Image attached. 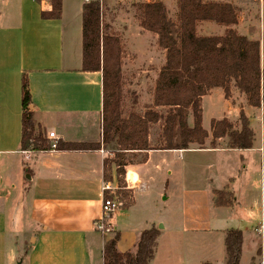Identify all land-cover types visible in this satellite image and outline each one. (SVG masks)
Returning a JSON list of instances; mask_svg holds the SVG:
<instances>
[{"label": "crops", "instance_id": "1", "mask_svg": "<svg viewBox=\"0 0 264 264\" xmlns=\"http://www.w3.org/2000/svg\"><path fill=\"white\" fill-rule=\"evenodd\" d=\"M89 1L62 0L60 18L44 19L42 13L51 11V1L0 0V264H15L21 257L19 255H22L21 264H104V245L110 236L98 232L95 223L103 213L104 185L109 184L115 191L119 177L114 164L108 169L105 164L107 160L112 161L109 154L114 159L117 146L115 143L102 144L103 74L101 71L83 70V7ZM159 1L165 4L170 17L176 19L177 1ZM205 1L233 5L237 9L238 24L231 28L250 40L260 41L255 34H251V27L245 31L248 33L240 32L244 25L239 15V1ZM118 19L127 25L114 30L120 35L113 33L122 36L124 41L121 44L123 90L126 87V91L133 89V92H137L126 95L123 92V114L124 117L131 113L144 115L153 106L154 89L165 57L157 70L156 65L153 70V58L146 64V47L143 48L141 42L152 39L158 46L157 36L141 28L139 20L130 14L126 19L124 15ZM116 22L111 21L110 24L115 27ZM227 29L213 22H201L197 26V34L222 36ZM125 38H129L130 43L126 44ZM163 53L165 55V51ZM261 58L264 64L262 44ZM24 79L28 81L32 100L29 108L34 112L36 131H42L48 144L54 142L49 137L50 133H54L58 144H100V149L23 151ZM147 85L153 86L148 103L142 94ZM201 106L202 126L209 137L202 148L192 145L188 150L215 155L216 166L225 172L218 183L211 181V186L202 191L206 202L203 222L198 224L199 230L184 232V235L196 234L198 240L188 238V243L184 242L181 246L178 245L179 239L167 236V228L158 229L160 235L151 264H226L225 234L228 230H237L229 229L230 224L239 222L236 210L239 206L252 210V205L258 203L248 174L244 176L248 185L246 192L239 195L231 186L234 175L240 173L239 155L247 162L245 171L254 159L261 161L259 200L264 213V100L261 108H253L248 105L246 97L233 87L229 99L222 89H214L202 98ZM154 110L161 114L166 111L163 108ZM207 112L210 115L209 129L205 127ZM241 112L248 117L255 132L253 148L231 149L227 137L218 140L213 148L212 122L226 119L239 129ZM190 124H193V118ZM155 127H159L162 133V123L152 126L150 130L151 148L153 142L160 147L161 133L156 140L152 137L151 132ZM183 151L187 150H151L127 154L130 159L125 167L127 188L123 190L132 194L129 197L131 200L124 203L129 205L127 209L135 205L138 194L149 192L150 185L156 181V173L161 168L157 164L152 169L153 156ZM114 191L108 193L114 195ZM216 192L231 193L234 205L217 207ZM112 217L107 222L113 232L120 234L117 249L121 253L135 251L140 234L155 227L153 222L145 220L138 224L145 226H133L129 235L123 237L114 227ZM241 232L243 244L239 264L245 246L250 250L251 264H259V258L262 264L264 234L261 246L257 248L252 231ZM258 234L259 231L256 232ZM126 245L129 248L124 249ZM183 246L186 256L182 253Z\"/></svg>", "mask_w": 264, "mask_h": 264}, {"label": "trees", "instance_id": "2", "mask_svg": "<svg viewBox=\"0 0 264 264\" xmlns=\"http://www.w3.org/2000/svg\"><path fill=\"white\" fill-rule=\"evenodd\" d=\"M177 15L173 19L165 4L159 0L138 3L136 18L141 28L157 36L159 48L165 51V64L158 75L153 106L144 115L131 113L124 117L122 59L120 38L108 33L102 23L103 0H90L83 7V70L101 71L103 74V139L107 146L115 143L117 151L112 161L117 167L118 185L124 189L120 178L125 177V167L130 159L127 154L151 150H188L192 145L202 148L209 134L202 126L201 101L214 89H222L231 97L234 87L246 97L253 108H261L264 100V64L261 42L250 40L231 27L238 24L237 9L228 3L205 0H176ZM50 12H43L44 19L61 16L62 0H53ZM213 22L228 28L222 36H199L197 26ZM28 81H23V151H48L51 144L41 130L36 131L34 112ZM154 108H163L161 114ZM190 116L193 124H190ZM162 123L160 147L149 143L152 126ZM213 148L217 141L227 137L228 146L236 150L253 148L255 132L248 117L241 112L240 128L223 119L213 121ZM100 144L59 143L58 150H98ZM147 158L144 159V162ZM108 180V176H107ZM124 194V193H123ZM217 207H232L234 198L228 192L215 193ZM105 198H113L106 193ZM128 207L129 205H124ZM160 231L156 227L144 230L135 251L121 253L117 249L120 234L115 233L106 241L103 250L104 264H151ZM243 233L228 230L225 234L226 264H239Z\"/></svg>", "mask_w": 264, "mask_h": 264}, {"label": "rangeland", "instance_id": "3", "mask_svg": "<svg viewBox=\"0 0 264 264\" xmlns=\"http://www.w3.org/2000/svg\"><path fill=\"white\" fill-rule=\"evenodd\" d=\"M50 1L52 2L53 0ZM75 1L78 2L79 0ZM80 1L84 2V0ZM141 1L143 0H103L102 23L104 29L108 33L120 35V33H116L114 30L116 28H123L127 25H125V22H120L118 18L120 15H124L126 19L127 14L136 18V6ZM237 1H239V15L243 18L242 24L244 25L242 29H240V32H242V34L248 33L245 31L251 27L253 31L251 34H255L256 37L259 38L264 51V0ZM116 18L119 24L116 22ZM109 21H115L117 25L114 27ZM252 26L255 28H252ZM119 38L122 44V42H124L122 36H119ZM125 41L126 44L127 42L130 43L129 38L127 40L125 38ZM141 44L143 48L146 47V53L144 55V59L147 62L146 64L149 63L148 61L150 58H153L154 66L151 68H155L156 65L155 69L157 70V67L164 61L165 55L163 50L159 48L152 39H146L144 43L141 42ZM126 89L128 88L125 87L123 90L124 95L128 93H137L135 90V92H133V89L132 91L130 89L126 91ZM152 91L153 86L150 85L145 86V89L142 90V94L147 98V103ZM191 118L192 116H190V119ZM205 127L207 129L210 128V115H208V112L205 115ZM151 133L153 135L152 137H155L156 140V136L160 134L161 131L159 127H155L152 129ZM157 147H159V144L153 142V148ZM109 157L113 159L111 154H109ZM162 159L165 160L164 163L161 162ZM215 159V155L204 154L194 150H187L182 153L172 152L162 156L157 154L154 155L151 163L152 169H154L157 164L161 168L160 172L156 173V181L150 185L149 192L141 195L138 194L134 206L129 209H127V207L125 209H119L112 214L113 217L111 220L114 227H117L123 237H127L126 235H129L133 226L136 228L137 226H145L138 224L145 220H150L155 224L157 229H159L160 226H162L163 229L167 228L166 234L169 233L167 236L179 239L178 245L182 246L188 243V238L192 239L191 241H197L198 238L196 234L184 235V232L199 230L198 226L200 225L198 224L203 222L204 202H206L202 191H204L207 186H211V181L218 183L223 172H225L224 169H220L216 166ZM238 160L240 163V173L234 175L231 186L234 187V190L239 195L246 192V187L248 185L244 180V176L248 174L250 183L253 184L252 192L255 193L254 196L256 200H258V203L252 205V210H246L239 206L236 210V215L239 216V222L230 224L229 229L233 228L243 232L246 230L248 232L252 231L256 238L257 248H260L264 234V213H262V205L259 200L262 183V164L259 158H256L252 165L248 166V170L245 171L247 162L243 161L240 155L238 156ZM120 180H122L123 186L127 188L124 178L122 177ZM117 189H119V185L118 188H115V194L112 196L118 199L122 203L121 208H124V203L131 200L129 197H132V194L128 190ZM258 231L260 234L256 235ZM114 234L115 232L107 236L112 237ZM19 240L21 241L22 239ZM125 248H129L128 245L124 246V249ZM184 249L183 246L182 253L186 256L187 254ZM249 252L250 250L245 246L240 264H251L250 256L248 255ZM19 256L21 257L15 261V264H19L22 261V255ZM259 264H261V258H259Z\"/></svg>", "mask_w": 264, "mask_h": 264}, {"label": "built area", "instance_id": "4", "mask_svg": "<svg viewBox=\"0 0 264 264\" xmlns=\"http://www.w3.org/2000/svg\"><path fill=\"white\" fill-rule=\"evenodd\" d=\"M46 1H50V0H46ZM49 137L51 139H54V142L51 143L50 148L48 149V151H55L58 148V142L56 140V136L54 133H50ZM29 151V150H28ZM114 189L109 185V184H105L103 187V192L108 193V192H113ZM122 207V203L116 199V198H108L106 199L104 197L103 200V205H102V217L95 223V228L98 232H100L102 235H110L111 233H113V230L110 226V224L107 222V220L109 219V217L116 212L117 210H119ZM262 264H264V258L262 260Z\"/></svg>", "mask_w": 264, "mask_h": 264}, {"label": "water", "instance_id": "5", "mask_svg": "<svg viewBox=\"0 0 264 264\" xmlns=\"http://www.w3.org/2000/svg\"><path fill=\"white\" fill-rule=\"evenodd\" d=\"M159 229H163V227H162V226H160V227H159ZM19 264H21V263H19Z\"/></svg>", "mask_w": 264, "mask_h": 264}]
</instances>
